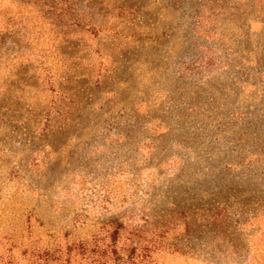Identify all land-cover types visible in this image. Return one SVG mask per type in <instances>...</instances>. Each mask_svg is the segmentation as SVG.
Wrapping results in <instances>:
<instances>
[{"label":"rangeland","instance_id":"1","mask_svg":"<svg viewBox=\"0 0 264 264\" xmlns=\"http://www.w3.org/2000/svg\"><path fill=\"white\" fill-rule=\"evenodd\" d=\"M80 243L264 264V0H0V264Z\"/></svg>","mask_w":264,"mask_h":264},{"label":"trees","instance_id":"2","mask_svg":"<svg viewBox=\"0 0 264 264\" xmlns=\"http://www.w3.org/2000/svg\"><path fill=\"white\" fill-rule=\"evenodd\" d=\"M112 234H115V231H113ZM67 252L70 254L72 250H77L79 254L88 253L92 260L96 262L97 264H107L110 258V255L115 252V248H101L97 244H93L91 247L88 246V244H73L71 246H67ZM149 249L147 247H142L140 251L137 252V257H139V261H143L146 259L149 254ZM131 256L134 254V250L132 249V252L130 253Z\"/></svg>","mask_w":264,"mask_h":264}]
</instances>
